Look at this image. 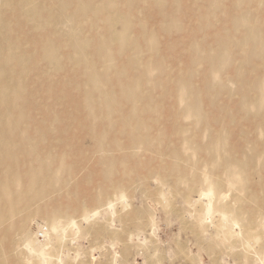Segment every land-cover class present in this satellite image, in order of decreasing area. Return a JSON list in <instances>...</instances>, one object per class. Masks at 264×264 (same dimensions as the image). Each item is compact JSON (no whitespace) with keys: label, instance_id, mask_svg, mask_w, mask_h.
<instances>
[{"label":"bare ground","instance_id":"1","mask_svg":"<svg viewBox=\"0 0 264 264\" xmlns=\"http://www.w3.org/2000/svg\"><path fill=\"white\" fill-rule=\"evenodd\" d=\"M124 1L137 10L123 8ZM189 1H1L0 264L55 263L47 249L63 241L61 215L81 213L132 179L154 174L159 181L174 179L173 191L181 189V181L199 177L202 192L215 186L208 198H232L228 187L243 175V191L257 205L250 218L264 228V121L236 129L237 116L226 111L232 98L220 101L236 93L247 116L250 101L264 114V0ZM62 7L78 25L65 28L89 37L70 45L69 32L61 27ZM32 68L38 77L30 86ZM100 80L101 88L90 86ZM232 82L235 93L227 87ZM44 87L51 99H64L73 110L42 107L44 94L31 101L30 95ZM209 92L214 113L194 104ZM36 109L44 113L38 116ZM193 151L203 161L189 163L186 157ZM83 164H96L98 172L86 173ZM217 171L223 173L220 186ZM99 174L102 180L94 178ZM87 175L100 183L98 193H92ZM70 189L76 196L58 204V194ZM118 194L126 198L123 190ZM129 213L138 216V211ZM41 216L51 230L37 225V238L46 242L36 245L31 225ZM196 219L201 226L213 222L211 202ZM69 224L78 228L79 223ZM251 241L256 247L261 239Z\"/></svg>","mask_w":264,"mask_h":264},{"label":"rangeland","instance_id":"2","mask_svg":"<svg viewBox=\"0 0 264 264\" xmlns=\"http://www.w3.org/2000/svg\"><path fill=\"white\" fill-rule=\"evenodd\" d=\"M1 1L4 2V0H0V13L4 11ZM95 1L98 4L108 2V0ZM190 1L192 2V0ZM208 6L211 7V4ZM122 7L132 10V13L135 9L137 10L134 4L132 6L126 1L122 3ZM61 12L62 28L67 30L66 23L68 26L78 27L66 15L68 14L66 8L62 7ZM111 15L108 18H111ZM85 18H87L86 21H89L91 17L86 16ZM215 22L217 25L220 23L219 20H215ZM100 24H104V20H101ZM40 27L44 28V24L41 23ZM89 36L90 33L75 36L69 32L67 41L72 46L76 41ZM87 53L91 54L92 52L90 50ZM37 77V70L32 68L30 86L33 85ZM196 84L201 86L198 81ZM104 85L105 83L100 80L93 82L90 86L101 88ZM227 87L230 88V91L237 92V84L232 82ZM210 92L206 95L201 93V97L194 99V104L200 110L205 108L214 113L215 110L209 108L214 100V96ZM38 94L30 95V100L36 101L44 94L46 98L41 99L42 107L50 105L53 111L58 112L63 108L69 110L74 108L71 104L65 103L64 99H51L52 94L48 87L42 88ZM74 95L75 92L72 93V96ZM79 97L84 100L82 96ZM231 98L232 106L226 111L229 117L237 116L235 119L236 129L248 125L254 126L264 121V114L257 111L259 106H256L254 101L248 103L247 108L250 114L247 116L246 111H243V99L239 94L224 95L220 101L230 102L228 99ZM253 99L255 100L254 97ZM53 100L57 102L55 106L51 105ZM24 109H31L30 104L27 103ZM88 109L82 105L83 112H87ZM35 112L41 116L44 110L36 109ZM30 113L35 117L33 110ZM82 114L84 116L85 113ZM70 121H74V119ZM188 154L191 156V158L186 157L190 160L189 163L197 160L203 161V158L198 157L194 151ZM178 162L185 163V161L179 160ZM83 169L86 173L89 170L92 173L94 170L96 173L98 172L96 164H83ZM215 174L218 178L217 185H222L224 183L222 171H217ZM100 176V174L95 177L93 175L94 178L102 180ZM93 177L87 175V178L90 179L88 184H91V191L96 194L101 185L97 182L92 183ZM242 178L243 175L232 181L228 187L231 190L230 194L233 195L232 198L229 197V194L228 196L213 195L208 198L205 194L212 193L215 186L212 184V187L207 189L208 191L202 192L200 190L202 180L199 177L181 181L179 185L181 189L178 191H173L171 188L174 183L172 178L159 181L154 174L149 178L132 179L128 185L118 188L116 194L101 198L93 207L85 208L78 214L61 215L59 220L66 224L65 236L62 242L58 243L55 248L51 246L53 249H49V247L47 252L55 259L53 264H264V228L256 226L250 218L249 210H254L257 205L249 203L247 191H243L241 184ZM213 182V178L208 181V183ZM191 186H195L196 189L190 194L188 190ZM121 190L126 194L125 201L121 199V194H118ZM260 194L264 199V189ZM70 196H76L72 189L69 192L58 194L57 203H67L71 199ZM86 198L84 196L82 202H85ZM238 199L245 200V203L236 202ZM110 201L114 204L113 210L110 208ZM207 202H211L215 208V219L212 223L203 222L201 226L196 218L199 213L203 215ZM224 202H228V204L224 205ZM133 211H138V216H131L129 212ZM125 215L127 217H124ZM225 215L229 216L228 221L225 219ZM82 218L85 221H82ZM125 218L126 222H122L121 219L125 220ZM73 219L78 221V228L69 224ZM34 220V225H31L32 237L34 236L33 243L41 245L40 243L46 242V238L44 240L37 238L36 232L39 230L37 225L46 224L49 231L51 230L50 221L45 216L35 217ZM226 224L228 225L225 226ZM257 237L261 239V242L255 247L251 238ZM35 263L38 264V261Z\"/></svg>","mask_w":264,"mask_h":264},{"label":"clouds","instance_id":"3","mask_svg":"<svg viewBox=\"0 0 264 264\" xmlns=\"http://www.w3.org/2000/svg\"><path fill=\"white\" fill-rule=\"evenodd\" d=\"M210 219H211V216H209V221H210ZM73 225H75V222H73ZM55 230V229H54ZM146 242V241H145Z\"/></svg>","mask_w":264,"mask_h":264}]
</instances>
